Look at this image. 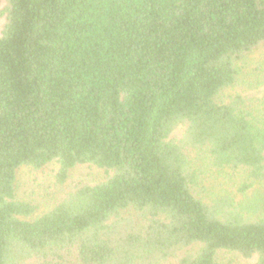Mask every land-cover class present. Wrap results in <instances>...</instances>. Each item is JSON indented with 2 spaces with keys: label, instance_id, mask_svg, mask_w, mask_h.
Masks as SVG:
<instances>
[{
  "label": "trees",
  "instance_id": "16d2710c",
  "mask_svg": "<svg viewBox=\"0 0 264 264\" xmlns=\"http://www.w3.org/2000/svg\"><path fill=\"white\" fill-rule=\"evenodd\" d=\"M5 1L0 264H264L260 203L205 202L197 167L264 183V98L219 100L264 45V0ZM53 162L60 184L109 175L29 219L17 172Z\"/></svg>",
  "mask_w": 264,
  "mask_h": 264
},
{
  "label": "rangeland",
  "instance_id": "374dc122",
  "mask_svg": "<svg viewBox=\"0 0 264 264\" xmlns=\"http://www.w3.org/2000/svg\"><path fill=\"white\" fill-rule=\"evenodd\" d=\"M6 1L0 0V36L2 35L6 16L3 10ZM240 76L235 86L222 91L219 96L221 102H227L232 96L240 95L248 101L264 98V45L256 49L240 64ZM179 127L176 133H179ZM193 156L196 157V154ZM197 167L201 180V197L205 202H211L217 196L230 195L237 202L258 201L260 209L257 215H264V183L255 184L246 194L238 192L242 181L239 172L231 169L218 171L211 167L204 159H197ZM59 165L50 163L41 170L22 167L17 172L15 188L20 200L32 203L36 206L35 214L29 218L34 219L49 211L60 202L79 184L94 185L104 181L108 173L89 165L78 166L70 171L64 184L57 179ZM254 260H246L237 254L225 253L221 257L220 264H251Z\"/></svg>",
  "mask_w": 264,
  "mask_h": 264
}]
</instances>
